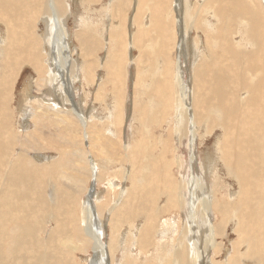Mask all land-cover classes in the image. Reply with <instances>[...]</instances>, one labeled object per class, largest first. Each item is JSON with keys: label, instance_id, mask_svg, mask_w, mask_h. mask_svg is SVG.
Instances as JSON below:
<instances>
[{"label": "bare ground", "instance_id": "1", "mask_svg": "<svg viewBox=\"0 0 264 264\" xmlns=\"http://www.w3.org/2000/svg\"><path fill=\"white\" fill-rule=\"evenodd\" d=\"M0 264H264V0H0Z\"/></svg>", "mask_w": 264, "mask_h": 264}, {"label": "rangeland", "instance_id": "2", "mask_svg": "<svg viewBox=\"0 0 264 264\" xmlns=\"http://www.w3.org/2000/svg\"><path fill=\"white\" fill-rule=\"evenodd\" d=\"M101 6H103V4H100V5H98V7H101ZM71 20V19H70ZM244 21H245V19H244ZM70 22V27H72V26H74V23L72 22V20L71 21H69ZM74 42H75V44H78V42H77V40H74ZM135 52H134V54L133 55H137L138 53H139V51L137 50V49H135L134 50ZM104 52V51H103ZM29 68H26V70H25V72L22 74V76H21V78L17 81V89H16V92H17V96H16V99H17V101L18 102H20V101H25V96H23L24 95V92H27L28 91V89L26 88V86H28V85H30V88H31V90L30 91H32L35 95L38 93L37 91H36V88L34 87L33 88V85L31 84V83H26L25 84V82L28 80V82L31 80V82L33 83L34 81H35V76H34V74H32V72H30L29 70H28ZM100 71L101 70H99L98 71V77L100 76ZM27 75V76H26ZM32 76V77H31ZM29 77H31V78H29ZM24 78V79H23ZM26 85V86H25ZM24 89V90H23ZM130 92L132 91V86L130 87ZM83 91V90H82ZM91 93L93 92V91H95V87H94V85H92L91 87H90V90H89ZM32 92H30L29 94H32ZM23 97H24V99H23ZM28 98V97H27ZM91 101V103H92V100H90ZM70 106H72V105H70ZM35 112H36V110H35ZM126 130V129H125ZM158 133H164V135L165 136H168V134H167V132L166 131H163V132H160V131H157ZM126 133H128L127 131H125V134ZM154 133H155V130H154ZM129 135H131V137H129V138H131L132 139V137H133V131H132V133H129ZM218 135H219V132H218ZM126 138H127V134H126ZM130 140V139H129ZM215 140H216V136H212V137H207L206 138V140L204 141V143L203 144H201L200 145V152H201V157L204 159L206 156H208L209 154H211V155H214V143H215ZM175 142V138L173 139V143ZM126 143V142H125ZM186 150V152H188V149H185ZM189 153V152H188ZM54 155H56L55 154V152L53 153ZM216 163L214 162V166L216 167L215 168V170H218V171H220L218 174L220 175V176H222V178L223 177H226V173H225V169L223 168V166L222 165H220V163L219 164H216ZM116 168V167H115ZM114 168V169H115ZM113 169V170H114ZM218 175V176H219ZM94 179H92V180H89V184H88V187H89V189H87L86 191H97V187L99 186V183H98V181L96 182V180H94L95 181V188H94V186L92 185V182H94L93 181ZM223 182H224V179H221ZM226 181L228 182V184L231 186V188H232V190L233 191H236L237 189V187L235 186V184L230 180V179H226ZM91 182V183H90ZM234 185V186H233ZM91 187V188H90ZM93 187V188H92ZM235 189V190H234ZM225 192V191H224ZM87 193V192H86ZM85 193V194H86ZM233 230L232 229H230L229 231H228V234L230 235L228 238H229V240L228 241H232V240H234L235 239V235L233 234V232H232ZM219 240H220V238H219Z\"/></svg>", "mask_w": 264, "mask_h": 264}]
</instances>
